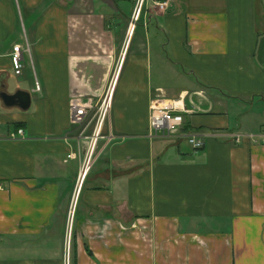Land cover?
Instances as JSON below:
<instances>
[{
	"label": "crops",
	"instance_id": "0c3cea01",
	"mask_svg": "<svg viewBox=\"0 0 264 264\" xmlns=\"http://www.w3.org/2000/svg\"><path fill=\"white\" fill-rule=\"evenodd\" d=\"M137 1L0 0V264H64L72 207L70 264H264V144L232 138L264 128V0H146L129 31ZM112 80L77 190L92 134L70 101ZM157 98L204 149L147 137Z\"/></svg>",
	"mask_w": 264,
	"mask_h": 264
},
{
	"label": "built area",
	"instance_id": "2783aa9c",
	"mask_svg": "<svg viewBox=\"0 0 264 264\" xmlns=\"http://www.w3.org/2000/svg\"><path fill=\"white\" fill-rule=\"evenodd\" d=\"M146 0H138L134 8L131 23L129 25V31H133L140 21L142 7ZM168 6L167 2H161L159 7L161 10ZM11 62L16 75H21L24 69L23 66V51L21 46H15L13 54L11 55ZM114 80L108 86L103 97L97 102L93 103L92 100L84 101L79 98H74L70 101V121L72 126L75 128V132L80 133V137L84 135L88 127L95 123L92 136H90V144L86 153L82 169L78 176L77 190H80L83 186L84 181L88 175L92 157L95 152L99 139L111 140V137L104 136V128L108 121V116L112 108L113 94H114ZM36 90H40V84L36 82ZM181 109L175 102L166 101L157 98L151 102L150 106V132L147 136L151 140H177L185 139L188 145L195 151L198 152L205 147L204 137L198 134H186L183 132L185 120L184 116L180 112ZM24 132L19 131V136L22 137ZM85 138V137H83ZM235 144H242L244 140L248 139L254 143L264 144V128L255 135H243L237 134L232 136ZM73 155H69L71 159ZM74 209L70 212V218L68 223L67 235L65 239V255L64 264H70V251H71V231Z\"/></svg>",
	"mask_w": 264,
	"mask_h": 264
},
{
	"label": "water",
	"instance_id": "95a60500",
	"mask_svg": "<svg viewBox=\"0 0 264 264\" xmlns=\"http://www.w3.org/2000/svg\"><path fill=\"white\" fill-rule=\"evenodd\" d=\"M1 98L7 107H19L27 111L31 106V96L27 92L19 91L14 95L2 94Z\"/></svg>",
	"mask_w": 264,
	"mask_h": 264
},
{
	"label": "rangeland",
	"instance_id": "374dc122",
	"mask_svg": "<svg viewBox=\"0 0 264 264\" xmlns=\"http://www.w3.org/2000/svg\"><path fill=\"white\" fill-rule=\"evenodd\" d=\"M133 9V8H132ZM116 77V76H115ZM94 127H95V123L91 124V126L89 127V129L87 130V132L85 134L87 135H91L93 134V130H94ZM91 133V134H90ZM92 136V135H91Z\"/></svg>",
	"mask_w": 264,
	"mask_h": 264
}]
</instances>
